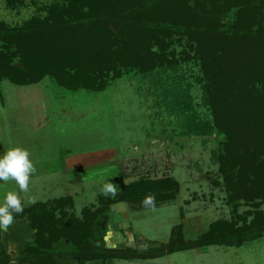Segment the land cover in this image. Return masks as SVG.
Instances as JSON below:
<instances>
[{
    "label": "rangeland",
    "instance_id": "1",
    "mask_svg": "<svg viewBox=\"0 0 264 264\" xmlns=\"http://www.w3.org/2000/svg\"><path fill=\"white\" fill-rule=\"evenodd\" d=\"M55 1L16 0L10 5L9 0H0V30L24 31L30 38L31 25L45 19ZM218 19L223 24L234 23L237 9L220 14ZM258 19V28L264 31V7ZM191 44L188 36L167 40L168 48L161 54L162 59L156 57L158 66L154 70L116 71L104 67L101 81L106 87L100 91H67L51 78L28 88L17 87L6 79L0 81V112L10 106L11 119L16 120L8 129L5 123L0 124V134L4 128L10 137L8 147L34 152L39 162L35 166L39 179L30 182L28 192L21 193L23 206L72 199V204L64 207L67 217L83 220L84 210L103 211L109 205L108 199L128 195V202L110 206L108 216L102 213V228L107 247H130L139 252L160 249L175 232L183 235L176 237L177 242L196 243L217 222L230 223L248 213L264 214V203L257 207L230 199L220 171L225 137L215 125L209 103L205 61ZM152 51L160 52L155 46ZM15 52V47L0 40V54L11 59ZM245 54L251 55V49ZM247 55L238 65L231 64L237 71L233 78L237 84L241 81L248 85L245 74L253 77L249 88L261 104L264 61L257 67ZM20 56L13 58L11 65L21 69L25 63ZM160 59L164 64L159 65ZM13 136L18 140L13 141ZM68 159L72 161L66 162ZM65 163L70 171L65 170ZM143 183H150L153 189L139 192L133 188ZM106 184L115 187L114 196L103 194ZM149 193L155 195L154 208L139 201ZM5 194L0 195V203ZM50 207L58 218L62 216L61 208L53 204ZM33 222L24 214L10 227L0 228L2 248L10 264H19L22 259H39L43 264L36 250L28 252L27 244L38 232ZM60 262L84 264L79 257L61 258ZM85 264H264V237L239 249L203 247L157 260Z\"/></svg>",
    "mask_w": 264,
    "mask_h": 264
},
{
    "label": "trees",
    "instance_id": "2",
    "mask_svg": "<svg viewBox=\"0 0 264 264\" xmlns=\"http://www.w3.org/2000/svg\"><path fill=\"white\" fill-rule=\"evenodd\" d=\"M15 2L9 0L10 5ZM263 7L264 0H56L48 16L31 25L30 38L24 31L0 30V40L16 48L11 59L0 54V81L6 79L17 87H30L51 78L67 91H100L106 87V82L101 81L104 67L116 71L154 70L158 66L156 57L161 58L168 48L167 40L188 36L192 49L205 61L209 103L215 125L225 137L220 171L227 192L232 202L259 207L264 203V102L260 104L259 97L251 93L249 83L253 77L246 73L248 85L240 80L237 84L233 78L237 71L231 64L238 65L246 58L248 48L257 67L263 63L264 31L258 28ZM234 9V23L223 24L218 19L220 14ZM153 46L160 50L158 54L152 51ZM20 54L25 63L21 69L11 65ZM162 64L161 60L159 65ZM260 98L264 101V92ZM236 118L238 123L234 122ZM133 188L139 192L153 189L150 183ZM123 201H129L128 195L108 199L109 205L103 211L84 210L80 220L67 217L64 210L72 199H58L30 208L23 206L25 209L14 220L28 214L36 224L38 232L27 247L28 252H38L43 264H61V258L78 257L84 264L157 260L203 247L239 249L264 237V214L248 213L230 223L217 222L196 243L177 242L176 237L182 235L179 231L156 251L112 249L106 245L102 213L108 216L110 206ZM50 204L61 208L62 216L52 213ZM2 244L0 240V264H10ZM27 262L19 260V264ZM28 264L41 263L38 259Z\"/></svg>",
    "mask_w": 264,
    "mask_h": 264
},
{
    "label": "clouds",
    "instance_id": "3",
    "mask_svg": "<svg viewBox=\"0 0 264 264\" xmlns=\"http://www.w3.org/2000/svg\"><path fill=\"white\" fill-rule=\"evenodd\" d=\"M36 169L30 159V153L23 147H13L0 155V184L14 182L19 191H7L3 203H0V228H8L14 223V215L24 210L21 193L29 190L30 178ZM105 195H115L116 189L112 184L102 188ZM142 204L145 207L155 206V195L149 193Z\"/></svg>",
    "mask_w": 264,
    "mask_h": 264
},
{
    "label": "crops",
    "instance_id": "4",
    "mask_svg": "<svg viewBox=\"0 0 264 264\" xmlns=\"http://www.w3.org/2000/svg\"><path fill=\"white\" fill-rule=\"evenodd\" d=\"M35 86H37V85H35ZM30 87H34V86H30ZM25 88H28V87H25ZM17 104L21 105V103H19V102H17ZM0 115H1L0 116V124L5 123L6 126H7V129H8V127H10V123H16L15 122L16 121L15 118L11 119L12 110H10V106H5L4 108H2V111L0 112ZM7 132H8V130H7ZM3 133H4V128L2 129V134H0V136H1L0 138H1V141H2V143L0 144V148L2 149L1 150L2 153L0 155H3L4 152H6V151H8L10 149V147H8V145H9L8 143L10 142L9 133L6 134V130H5V133L4 134ZM12 140L13 141L18 140V137L17 136H13ZM4 143L6 144L5 146H4ZM5 147H7V149ZM14 147H16V146H14ZM29 153H30V159L33 161L34 166H36V164L39 163V162L36 163V156L37 155H35L34 152H33V154H31V151H29ZM70 161H72V160L68 159L66 162H70ZM64 167H65L66 171H70L71 170V169H67L66 168L67 167V163L64 164ZM35 179H39V171H37V169H36L35 173L31 176L30 182L32 181V184H33L35 182ZM29 188H31V185H30ZM0 189H2L0 191V195H2L3 192L6 193L5 192L6 189H9V191L11 189L16 191L18 188H17V186L15 185L14 182H9L7 184H0ZM20 195H21V198H22V194H20Z\"/></svg>",
    "mask_w": 264,
    "mask_h": 264
}]
</instances>
